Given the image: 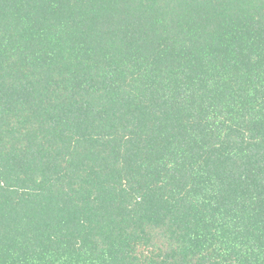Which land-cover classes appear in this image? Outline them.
I'll return each instance as SVG.
<instances>
[{
	"label": "trees",
	"instance_id": "trees-1",
	"mask_svg": "<svg viewBox=\"0 0 264 264\" xmlns=\"http://www.w3.org/2000/svg\"><path fill=\"white\" fill-rule=\"evenodd\" d=\"M0 264H264V0H0Z\"/></svg>",
	"mask_w": 264,
	"mask_h": 264
}]
</instances>
